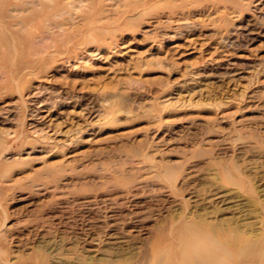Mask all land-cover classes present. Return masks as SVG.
<instances>
[{
	"label": "rangeland",
	"instance_id": "rangeland-1",
	"mask_svg": "<svg viewBox=\"0 0 264 264\" xmlns=\"http://www.w3.org/2000/svg\"><path fill=\"white\" fill-rule=\"evenodd\" d=\"M187 224L264 264V0H0V264H182Z\"/></svg>",
	"mask_w": 264,
	"mask_h": 264
},
{
	"label": "bare ground",
	"instance_id": "bare-ground-1",
	"mask_svg": "<svg viewBox=\"0 0 264 264\" xmlns=\"http://www.w3.org/2000/svg\"><path fill=\"white\" fill-rule=\"evenodd\" d=\"M206 231L205 229H202V227L198 225H189L186 227V233L184 234V236L180 241L181 246L179 250V256L182 261V264H246L247 263V261L243 262L241 260L242 258L241 259L235 258L234 261H230L229 258L230 251H228L226 246L222 243V240H220V238H217L214 235H211V233H209L207 229ZM261 250H262L261 248L255 247L254 245H246L241 249V252L245 251L249 257L248 261H250L256 258L258 254L261 252Z\"/></svg>",
	"mask_w": 264,
	"mask_h": 264
}]
</instances>
